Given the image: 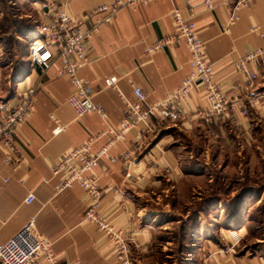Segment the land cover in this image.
Listing matches in <instances>:
<instances>
[{"label":"crops","instance_id":"obj_1","mask_svg":"<svg viewBox=\"0 0 264 264\" xmlns=\"http://www.w3.org/2000/svg\"><path fill=\"white\" fill-rule=\"evenodd\" d=\"M113 1L76 0L69 8L74 18L80 19L95 7ZM211 1L215 6L213 10L206 8L204 0H152L145 7L123 8L113 24L102 27L99 34L85 44L88 62L78 74L94 88L93 101L107 114L108 122L118 125L127 113L123 97L133 102L135 87L144 90L146 103L150 105L178 89L189 74L190 55L185 44L154 56H147L144 48L174 32L170 15L174 8L192 7L197 13L194 21L199 36L205 41V54L232 103L228 115L241 122L240 127L234 128L230 119L207 123L195 118L184 124L157 127L147 137L144 149L127 161L123 153L139 140L134 131L125 143L110 151L117 159L115 163L108 159L100 161L96 172L99 188L103 191L101 212L117 228L136 239L133 264H150L162 239V231H168L170 225L179 221L170 203L175 189L181 188L192 173L198 172V169L190 170L183 160L185 147L179 137L181 132L207 124L213 128V136L232 143L239 137L251 141L257 127L264 124V67L260 81L250 90L246 77L232 67L236 58L264 47V36H261V32L264 34V0H252L249 7L240 10L239 19L228 34L223 32L222 26L232 11L234 0ZM91 26L89 20L83 23L82 30ZM254 26H259L261 32H251ZM1 65V101H17L18 94L28 87H39L35 95L36 111L19 131L21 166L7 165L4 154L0 153V243L10 242L34 219L39 234L53 243L61 264H73L77 260L80 264H116L110 241L95 224L83 221L84 191L75 186L57 194L58 180L52 173L53 166L65 153L84 144L90 136L105 134L108 123L98 113L76 116L75 110L67 104L74 88L59 73L61 62L49 69L43 79L37 68L17 81L11 71L9 78L6 77L5 90L6 78ZM107 78L116 79L120 93L105 85ZM199 102L207 104L203 98ZM188 105L193 106L189 102ZM243 110L248 111L246 116H242ZM51 116L65 127L57 135L54 131L58 124ZM106 142L105 136L99 137L92 151H98ZM127 173L131 178L126 177ZM31 192L35 200L25 203ZM208 213L210 211L200 214L206 226L191 233V246H186L189 264H264V254L260 251L240 248L237 255L223 254L222 250L231 245L228 234L231 226L220 227L214 223L211 227L213 221L206 218ZM218 218L219 222L223 221L222 215Z\"/></svg>","mask_w":264,"mask_h":264},{"label":"built area","instance_id":"obj_2","mask_svg":"<svg viewBox=\"0 0 264 264\" xmlns=\"http://www.w3.org/2000/svg\"><path fill=\"white\" fill-rule=\"evenodd\" d=\"M76 0H45L41 9L44 17L38 31L31 38L28 59L31 69H39L43 79L46 72L61 62L59 73L73 85V95L67 104L75 110L77 117L98 113L108 123L105 134L106 144L96 152L92 151L93 145L101 136H90L88 140L75 146L65 153L53 166L52 173L57 178V194L79 186L84 191L86 212L83 221L95 224L104 237L110 241L116 264H133V246L136 239L130 237L122 228L108 221L101 212L103 191L99 188V175L96 169L100 161H117L110 151L118 145L125 143L127 136L138 133L139 140L135 145L123 153V159L129 161L144 149L147 137L157 127L184 124L195 118L207 123L221 122L230 119L234 128L241 126L240 120L230 118L228 113L232 103L225 93V87L216 79V70L205 54V41L199 36V28L194 21L196 11L192 7L174 8L170 15L174 22V32L156 39L144 48L147 56L170 50L180 44H185L190 55V72L178 89L169 93L163 100L147 105V96L140 87L134 88L135 100L124 99L127 113L121 123L114 125L108 122L107 114L97 106L93 99L95 90L92 85L82 79L78 71L87 64L85 44L89 39L95 38L102 27L111 25L117 14L123 8H134L152 2V0H114L97 6L80 19L74 18L70 12V4ZM252 0H234L230 15L225 20L223 32L230 33L231 28L239 19V11L249 7ZM203 4L208 10L215 6L211 0H204ZM91 20L92 26L82 30L83 23ZM259 26L251 28V32L260 31ZM261 32V31H260ZM261 36L264 34L261 32ZM232 67L246 77L247 89H253L260 81V73L264 67V47L256 48L244 56L236 58ZM105 85L119 92L115 78H107ZM39 85L30 86L23 93L18 94L17 101L0 100V153L4 154V162L17 168L21 166L19 131L34 115L35 95ZM1 90V88H0ZM202 92L204 95H199ZM120 93V92H119ZM201 98L206 100V105L200 104ZM197 102H194L196 101ZM188 102L193 106L190 108ZM247 110L242 111L246 116ZM58 124L54 134L65 129L59 124L55 116H51ZM127 178L131 174L127 173ZM115 192L120 193L119 190ZM35 194L29 193L25 203H32ZM231 245L222 250V253L237 255L242 242L241 230L230 229ZM0 264H61L53 250V243L40 235L34 219L15 235L10 242L0 243ZM73 264H80L77 260Z\"/></svg>","mask_w":264,"mask_h":264},{"label":"rangeland","instance_id":"obj_3","mask_svg":"<svg viewBox=\"0 0 264 264\" xmlns=\"http://www.w3.org/2000/svg\"><path fill=\"white\" fill-rule=\"evenodd\" d=\"M42 1L45 0H0V63L4 78L22 62L28 63L30 39L44 17ZM183 131L179 136L185 147L183 160L190 170L198 172L175 189L170 203L179 221L162 231L156 255L149 263L189 264L186 246H191V233L206 226L204 218L199 217L200 210L208 207L206 218L213 221L211 227L214 223L222 227L218 217L222 215L224 219L226 204L238 196L244 201L240 209L243 218L239 229L235 222L229 224L233 229H244L239 249L264 254V124L257 127L251 141L239 137L232 143L213 136V128L207 124ZM248 188L255 190L246 191ZM209 196L212 198L204 202L203 198Z\"/></svg>","mask_w":264,"mask_h":264},{"label":"trees","instance_id":"obj_4","mask_svg":"<svg viewBox=\"0 0 264 264\" xmlns=\"http://www.w3.org/2000/svg\"><path fill=\"white\" fill-rule=\"evenodd\" d=\"M28 39H29V37H28ZM30 70H31L30 59L28 60V63L22 62V64H20V66H17L14 69L13 75L15 77V80L17 81V80L23 79V77L27 76V74L30 72ZM251 190H255V189L248 188L246 191H251ZM211 198L212 197L209 196V198L208 197L204 198L203 201L207 202ZM243 202H244L243 198L238 196L235 201L231 202L230 204H226L228 206L227 207L228 210H227V212H225V216H224V219H223V224L226 227L231 226L229 224V222H235L236 229L238 228V226L240 225V223L242 221V218H243L242 215H241V210H240L241 207H242L241 204H243ZM229 208H231V209H229ZM230 210L233 211L234 214H232ZM207 211H209L208 207H207V209H205L203 207L202 210H200V214H202V213L205 214V213H207Z\"/></svg>","mask_w":264,"mask_h":264}]
</instances>
